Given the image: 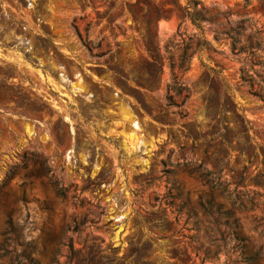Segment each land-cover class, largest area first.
I'll use <instances>...</instances> for the list:
<instances>
[{"label": "rangeland", "instance_id": "1", "mask_svg": "<svg viewBox=\"0 0 264 264\" xmlns=\"http://www.w3.org/2000/svg\"><path fill=\"white\" fill-rule=\"evenodd\" d=\"M200 1L203 30L142 3L147 92L136 0H0V264H264V98L224 34L264 47V0Z\"/></svg>", "mask_w": 264, "mask_h": 264}, {"label": "trees", "instance_id": "2", "mask_svg": "<svg viewBox=\"0 0 264 264\" xmlns=\"http://www.w3.org/2000/svg\"><path fill=\"white\" fill-rule=\"evenodd\" d=\"M144 0H136V2L129 5V12L133 18V20L140 24L143 28L142 33V43L147 52V58L145 63V72L148 74V77L145 79L137 80L136 89H144L147 92H152L157 88V82L160 80V75L162 73V62L160 57L159 46L155 44L151 32V22L149 19L145 17V10L142 5ZM251 0H244V7H247L250 4ZM208 11L200 0H187L186 5L183 8L182 18L189 19L191 23L196 26L198 29L203 30V23L212 21L214 22L215 18L218 14L213 16H208ZM249 18H243L238 21V25L229 26L228 31L224 32L227 38L230 39V47L232 53L237 56V60H239L242 64L240 67V79L244 85L249 88V93L264 98V87L261 85V82L264 81V71L254 70V66L256 64L264 67V56L259 55L258 50L262 49L263 41L261 38V30H257L255 32L256 41L249 42L248 46H239L238 45V34L241 30H243L244 21H248ZM223 33V32H222ZM221 33V34H222ZM208 44L204 39H199L196 42L195 50L187 55L189 46H185L182 55L180 56L179 67L184 71L190 68V61L192 55L196 51H200L204 48V46ZM244 54V55H243ZM173 65L171 64V68ZM251 71H254L253 73ZM127 80V79H124ZM258 87V89H256ZM171 86L169 85V89ZM178 90H182L183 88L178 87ZM167 99L171 101V96H168ZM146 112L147 109H145ZM157 119V118H156ZM158 121V119H157ZM223 140L227 141L228 137L226 134L222 135ZM5 182L3 183V185ZM58 193L66 197L68 189L64 186L56 184ZM10 216V213H8ZM10 218V217H9Z\"/></svg>", "mask_w": 264, "mask_h": 264}]
</instances>
